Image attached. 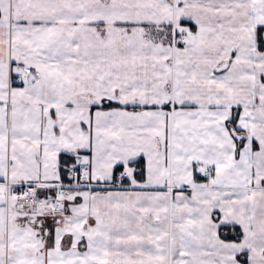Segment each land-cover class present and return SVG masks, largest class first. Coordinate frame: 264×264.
<instances>
[{
	"label": "snow or ice",
	"instance_id": "obj_1",
	"mask_svg": "<svg viewBox=\"0 0 264 264\" xmlns=\"http://www.w3.org/2000/svg\"><path fill=\"white\" fill-rule=\"evenodd\" d=\"M0 264H264V0H0Z\"/></svg>",
	"mask_w": 264,
	"mask_h": 264
}]
</instances>
